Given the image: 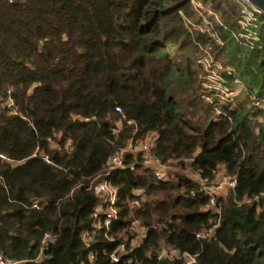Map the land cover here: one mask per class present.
Instances as JSON below:
<instances>
[{
    "label": "trees",
    "instance_id": "16d2710c",
    "mask_svg": "<svg viewBox=\"0 0 264 264\" xmlns=\"http://www.w3.org/2000/svg\"><path fill=\"white\" fill-rule=\"evenodd\" d=\"M192 1L0 0L5 256L17 264H183L157 257L163 240L195 255L193 264H264V14L254 11L256 25L244 27L241 0H200L213 14ZM206 18L209 33L196 26ZM248 29L257 38L242 35ZM208 52L232 67L220 72L226 85L241 83L236 94L205 84ZM150 132L153 157L187 158L209 180L222 166L236 186L215 196L218 211L205 208L199 181L179 170L159 180L140 151L128 153L135 167L111 175L120 209L112 241L93 231L95 176L128 138ZM133 219L146 230L131 245ZM123 239L126 251L111 260Z\"/></svg>",
    "mask_w": 264,
    "mask_h": 264
},
{
    "label": "built area",
    "instance_id": "2783aa9c",
    "mask_svg": "<svg viewBox=\"0 0 264 264\" xmlns=\"http://www.w3.org/2000/svg\"><path fill=\"white\" fill-rule=\"evenodd\" d=\"M245 5H243L242 9V15L239 20V23L242 24L244 27L246 26H255V14L254 11L260 12V10L251 4L249 0H241ZM198 4V5H197ZM196 6H200V3H197ZM209 20L204 19L203 26H200V30L202 32L209 33ZM248 32L250 34H247V36H250V38H257L256 32L254 29H248ZM242 35H246L242 33ZM254 103H258V101H254ZM116 109L120 110L118 106H116ZM152 137V138H149ZM136 139V138H131ZM154 140L155 136L147 133L145 135V138H138L136 143L129 147H123L120 150L116 151L112 155H110L106 161V167L105 171L103 172V176L100 177V174L98 176H95V182L93 183V189L97 197V201L95 203V207L93 210V231L95 232L99 229H102L103 235L107 237L110 240H115L114 237H112L110 233V226L113 221L117 220L119 215V206H118V199H119V188L116 184L112 182L111 175L116 170L122 169L126 166H128L130 169H133L135 167V164L133 162H130L129 164H126L124 158L125 155L131 152L140 151L141 157H142V166L145 168L150 169V171L154 174V176L159 179H167L168 173L163 168V164L160 160L153 157L151 154V149L154 146ZM149 141H152L151 143ZM138 145L137 150H133L134 147ZM0 156L4 157L3 154H0ZM43 158L47 161H49V157L47 154H43ZM202 181L208 182L210 181L207 177H201ZM223 183L228 184L230 189L234 188L236 186V179L235 177L228 176L225 180L222 181ZM207 185H201V189L204 190L206 193L209 194V200L206 204L205 208L209 209H217L218 206L216 203V197L213 193L208 192ZM134 193H137L138 196H142L144 194L143 188H135L133 190ZM138 203V199H134L132 201V204ZM33 206H38L37 202L33 203ZM131 228L134 230L135 235L130 240V244H138L141 238L145 234L146 227L143 225L138 219H133L131 222ZM214 231V226L203 229L198 233L199 236H205L210 235ZM51 233L45 232L42 235L41 238V244H45L48 239H50ZM82 237L85 240L91 239V231L90 230H83L82 231ZM158 245V258L167 257L169 259L174 257H182L183 264H193L196 260L195 255L188 254V253H180L179 250L171 245L166 244L163 240L162 242H159ZM128 241L123 239L121 241H118L116 246L108 253L109 257L113 261H118L120 254L126 251ZM105 250V249H103ZM89 257L91 260L94 258L93 252L89 253ZM0 264H17V260H14L13 258H9L5 256L2 252H0ZM142 264H151V263H142Z\"/></svg>",
    "mask_w": 264,
    "mask_h": 264
},
{
    "label": "rangeland",
    "instance_id": "374dc122",
    "mask_svg": "<svg viewBox=\"0 0 264 264\" xmlns=\"http://www.w3.org/2000/svg\"><path fill=\"white\" fill-rule=\"evenodd\" d=\"M192 2L194 5H196L197 3H201V7H203V8H201L199 10V12L200 11L203 12V10L206 9L208 14H213V11L207 7L205 8V5L200 0H193ZM204 16L206 17L205 14H204ZM196 24H197L196 26H198V27L203 26L204 19L201 22L196 23ZM244 34L247 35L250 33L247 31ZM203 62H204L205 66L207 67V70H208L207 75H206L207 81H205V84L208 86H211L213 90L218 91V94H223L224 97L232 96V95L236 94L241 89V83L238 81V79L234 80V82L231 83V85H226L224 79L221 76V72H220L221 69L231 70L232 67L229 64L224 65L221 61H219V60L216 61L215 59H213L212 54L211 53L209 54V52L207 54H205V56L203 57ZM219 97L221 98V96H219ZM223 99L224 98H221L220 100H223ZM118 125L119 126L121 125V120L118 122ZM133 132H136V128L133 129ZM150 134L154 135L153 132H150ZM56 135L58 137V136H60V133H57ZM143 138H145V136H143ZM149 138H152V137H149ZM137 140H138V137H136V139H132V140H131V138L130 139L128 138V140L126 142V144H127L126 147L133 145L134 143H136ZM51 142H52L51 143L52 145H55L54 139ZM149 142L151 143L152 141H149ZM137 149H138V145H136L133 150L135 151ZM184 160H185V163H183V164L179 163L178 157H169L168 159L162 161L163 168L168 173L167 175L169 178H174L175 173L179 170L181 172L189 174L191 176V178H193L196 181H199L202 186L207 185L208 192L213 193L215 196L222 197V198H227L229 196L230 187L228 186V184L222 182L229 175L226 174V172L222 166H219V168L217 169V171L215 173V177L213 179H211L208 182H205V181L201 180V177L197 174V172L195 170H193L192 167L188 164L189 159L187 160V158H186ZM99 174H100V177L104 175L103 172H101ZM136 204H138V203H136L134 201V203L132 205H136Z\"/></svg>",
    "mask_w": 264,
    "mask_h": 264
},
{
    "label": "water",
    "instance_id": "95a60500",
    "mask_svg": "<svg viewBox=\"0 0 264 264\" xmlns=\"http://www.w3.org/2000/svg\"><path fill=\"white\" fill-rule=\"evenodd\" d=\"M252 5L257 7L262 14H264V0H249Z\"/></svg>",
    "mask_w": 264,
    "mask_h": 264
}]
</instances>
